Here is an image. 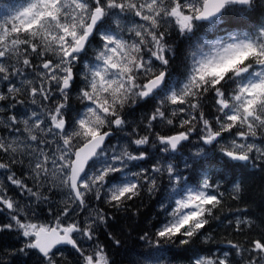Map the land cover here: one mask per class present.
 Wrapping results in <instances>:
<instances>
[{
  "label": "snow or ice",
  "instance_id": "obj_1",
  "mask_svg": "<svg viewBox=\"0 0 264 264\" xmlns=\"http://www.w3.org/2000/svg\"><path fill=\"white\" fill-rule=\"evenodd\" d=\"M0 84L12 255L63 264L70 246L75 264H114L101 230L122 247L115 214L159 194L126 264H264V221L242 206L249 167L264 171V0H23L0 19ZM225 221L228 250L201 255Z\"/></svg>",
  "mask_w": 264,
  "mask_h": 264
},
{
  "label": "trees",
  "instance_id": "obj_2",
  "mask_svg": "<svg viewBox=\"0 0 264 264\" xmlns=\"http://www.w3.org/2000/svg\"><path fill=\"white\" fill-rule=\"evenodd\" d=\"M20 3H23V0H0V19L3 18V15L6 12L7 8L11 7L12 5H18ZM172 35L176 36V38L173 39V38L169 37L168 38L169 41L172 43L174 40V45L176 44L178 46V49L183 50L184 45L181 42L182 38L179 37L178 33L175 30L172 31L171 36ZM182 54H183V52L181 51L179 53L178 57H181ZM180 64H181V60L178 58L177 63L175 65V67L173 68L174 72L179 73L182 70L180 67ZM3 86H4L3 84H0V88H2ZM75 95H76V93L73 92V102L77 106H79L78 101H75V99H74ZM143 103L144 102L137 104L136 107L140 108ZM151 107H152V105L149 104V105H147V107H141V110H144L145 111L144 113H146L148 110L149 111L151 110ZM137 112H138V110L135 107L130 108L129 113H133L134 115L129 116V119L138 120V118H137L138 115L136 114ZM129 113L125 112V115L128 116ZM163 131H167V129H163ZM0 134H3L2 129H0ZM125 139L126 138L123 136V134H118V137L115 140L113 139L112 143L116 144L118 141L123 143L125 141ZM14 169L17 170L19 168L17 166H14ZM19 171H20V169L17 170L18 174H19ZM248 171L252 172L254 174L249 175L245 181V183H246V195H245L244 201L242 203V206H246L248 208L247 214L250 215L251 217H253L254 219H256L257 223H260L261 221H264V171H260L259 169H252V168L248 169ZM5 175L6 174L2 172L1 176H2L3 180L5 179ZM5 183H6V181H5ZM165 184H166V181H165ZM9 191H10V194H15V189L10 188ZM53 194H54V196H53L54 206H57L59 203V200L61 198V194L60 193H53ZM158 196H160V195L157 194L156 197H149L148 195L145 194L142 197L144 199L134 201L133 202V204H134L133 211H136L138 209V211H139L138 216H133L131 213H128V214L127 213H116L115 214L116 219L114 222H110L111 226L109 228V231H112L114 234L118 235V237L124 242L123 246L120 247L121 251H120V248H116V247H113L111 245V241H108L107 236L105 235L103 230H101L100 241H101V243L105 244L107 250L109 251V254L112 256V257L111 256L110 257L114 261V264H126L127 261H130L134 257V253L130 250H132V249H135L136 251L142 250L141 245L143 244V242L142 241L139 242L138 237L144 231L151 229L152 224L155 223V219L157 217V211H158V201H159L158 198H160ZM92 203L95 204L94 201ZM144 203H145V205H144ZM230 203H234V202H230ZM155 204H156V206H155ZM44 207H46V206H44ZM41 211L39 213L40 218H42L41 220L50 218V217H48V214L46 211H42V212ZM140 213H141V215H140ZM143 213H145V214H143ZM128 215H130V217ZM229 215H230V212L226 211L221 216V220H225V217L229 216ZM116 221H118V222H116ZM2 222L3 223L8 222L6 213H4L2 215L0 214V224H3ZM119 225L121 226V229H120ZM112 228H116V231H115V229L112 230ZM118 229H120L121 231H119ZM2 233H3V235H2ZM214 236H215V241L213 243L197 245V247L204 249V251L201 254H212L213 251H215V249H218V248L222 247L223 244H225L226 239H232L233 238V236L230 234V229L228 228L226 221H225L224 227L218 228L214 231ZM133 242H135V243H133ZM17 243H18V245H17ZM20 243H21V241L15 233L7 232V231L0 232V259L3 260L4 264H6L7 261L9 262L12 259L11 257H15V256H17L15 258H17V259L19 258V260L16 259L17 264H26V261L28 260L26 256L12 255L11 254L13 252V250L19 248ZM130 247L132 249H130ZM171 247L173 248L174 252H177V253L183 252L182 249L176 248L175 246H171ZM213 247H215V249H213ZM208 249H212V252L211 253L208 252ZM72 252H74L72 249H69V248L65 249L64 257H66V256L67 257H66L65 261H63L64 264H66V263L67 264H74L75 259L73 258ZM170 257H171V254H169V258ZM32 258L34 261H32L31 263L35 264L36 258L34 256H32ZM71 260H73V261L71 262ZM27 264H30V263H27ZM173 264H188V261L186 259H184L183 256L178 255L173 260Z\"/></svg>",
  "mask_w": 264,
  "mask_h": 264
},
{
  "label": "bare ground",
  "instance_id": "obj_3",
  "mask_svg": "<svg viewBox=\"0 0 264 264\" xmlns=\"http://www.w3.org/2000/svg\"><path fill=\"white\" fill-rule=\"evenodd\" d=\"M144 109V108H143ZM149 111V110H148ZM16 169V168H15ZM17 170H19V169H17ZM16 170V171H17ZM2 175V174H1ZM1 178V177H0ZM4 178V177H3ZM3 180V179H2ZM5 180V179H4ZM6 181V180H5ZM10 190V189H9ZM53 196H54V194H53ZM142 199H144V198H142ZM57 200V199H56ZM137 203V202H136ZM139 203V202H138ZM155 203V202H154ZM153 203V204H154ZM142 205V204H141ZM144 205H145V203H144ZM136 206V205H135ZM155 206H156V204H155ZM138 207V206H137ZM148 207V206H147ZM151 207V206H150ZM144 208V207H143ZM142 208V209H143ZM146 208V207H145ZM141 209V210H142ZM152 209V208H151ZM136 210V209H135ZM151 211V210H150ZM42 212V211H41ZM141 212V211H140ZM146 212V211H145ZM148 212V211H147ZM150 213V212H149ZM128 214V213H127ZM143 214H145V213H143ZM2 215V214H1ZM43 215V214H42ZM46 215V214H45ZM44 215V216H45ZM140 215H141V213H140ZM129 217H130V215H128ZM155 216V215H154ZM142 217V216H141ZM149 217V216H148ZM118 218V217H117ZM140 218V217H139ZM42 219V218H41ZM48 219H50V218H48ZM124 219V218H123ZM44 220V219H43ZM125 220V219H124ZM128 220V219H127ZM142 220V219H141ZM131 221V220H130ZM116 222H118V221H116ZM3 223V222H2ZM127 223V222H126ZM138 223V222H137ZM111 224V223H110ZM152 224V223H151ZM113 225V224H112ZM143 225V224H142ZM153 225V224H152ZM117 226V225H116ZM120 226V225H119ZM144 226V225H143ZM113 227V226H112ZM141 227V226H140ZM123 228V227H122ZM113 229H115V231H116V228H112V230ZM120 229H121V226H120ZM120 229H118L119 231H121ZM102 234V233H101ZM2 235H3V233H2ZM12 235V234H11ZM14 236V235H13ZM103 237V236H102ZM103 239V238H102ZM105 239V238H104ZM109 241V240H108ZM136 241V240H135ZM138 242V241H137ZM140 242V241H139ZM138 242V243H139ZM4 243V242H3ZM10 243V242H9ZM105 243V242H104ZM133 243H135V242H133ZM2 244V243H1ZM6 245V244H5ZM17 245H18V243H17ZM107 245V244H106ZM10 246V245H9ZM4 247V246H3ZM113 248V247H112ZM12 249V248H11ZM109 249V248H108ZM130 249H132L131 247H130ZM116 251V250H115ZM120 251H121V248H120ZM73 253V252H72ZM116 253V252H115ZM69 255V254H68ZM71 255V254H70ZM111 256V255H110ZM116 256V255H115ZM124 256V255H123ZM15 257H17V256H15ZM67 257V256H66ZM112 257V256H111ZM127 257V256H126ZM12 258V257H11ZM74 258V257H73ZM33 259V258H32ZM32 261H34V260H32ZM73 260H71V262H72ZM8 262V261H7ZM68 262V261H67ZM32 264V263H31ZM36 264V263H35ZM64 264V263H63ZM67 264V263H66Z\"/></svg>",
  "mask_w": 264,
  "mask_h": 264
},
{
  "label": "rangeland",
  "instance_id": "obj_4",
  "mask_svg": "<svg viewBox=\"0 0 264 264\" xmlns=\"http://www.w3.org/2000/svg\"><path fill=\"white\" fill-rule=\"evenodd\" d=\"M166 129V128H165ZM123 142V141H122ZM1 174H2V172H1ZM1 178H0V180L2 179V176H0Z\"/></svg>",
  "mask_w": 264,
  "mask_h": 264
}]
</instances>
